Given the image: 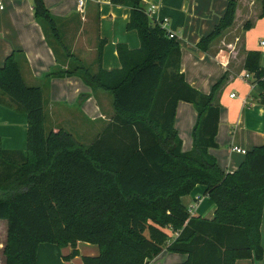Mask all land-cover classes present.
I'll use <instances>...</instances> for the list:
<instances>
[{
  "label": "trees",
  "instance_id": "1",
  "mask_svg": "<svg viewBox=\"0 0 264 264\" xmlns=\"http://www.w3.org/2000/svg\"><path fill=\"white\" fill-rule=\"evenodd\" d=\"M111 1L131 8L127 27L137 30L141 46L118 44L121 67L107 70L101 64V42L96 71L74 59L44 76L77 75L91 88L111 93L114 115L90 145L64 129L46 132L43 89L25 82L21 50L0 65V93L28 115L27 149L0 144L6 264H40L38 248L44 242L72 246L65 257L71 260L79 255L78 241L100 249L97 255H83L84 264H148L164 248L187 254L185 261L170 264L262 260L264 144L247 150L232 172L210 153L219 146L220 106L215 99L227 73L209 93L196 89L181 70L180 41L149 16L142 0ZM236 4L230 0L216 27L200 39L202 50L233 24ZM33 9L50 39L66 48L45 1L33 0ZM261 59V52L249 51L245 69L263 88L264 103ZM180 101L197 111L188 151L175 128ZM198 184L216 206L211 219L192 215L182 201Z\"/></svg>",
  "mask_w": 264,
  "mask_h": 264
},
{
  "label": "crops",
  "instance_id": "2",
  "mask_svg": "<svg viewBox=\"0 0 264 264\" xmlns=\"http://www.w3.org/2000/svg\"><path fill=\"white\" fill-rule=\"evenodd\" d=\"M0 1L3 3V8L0 7V65H3L6 57L13 51H22L21 69L25 82L31 86L40 85L43 89L45 126L50 124L53 131L66 130L72 125L76 103H79L82 95H86L79 105L80 116L88 123L102 119L105 127L114 115V112L106 114L103 111V105H109L104 98L106 92L91 88L77 75L51 79L44 76L57 65L67 67L74 59L88 63L87 66L96 71L99 67L101 42L103 68H120L118 44H125L130 49L141 46L137 30L127 27L131 8L114 4L111 0H86L83 9L79 7V0H44L57 20L66 47L63 48L50 39L44 26L36 19L33 0ZM229 1L142 0V5L145 11H150L152 19L162 23L180 41L181 70L190 85L209 93L213 85L227 73L215 99V103L220 106L216 136L219 146L210 148V153L224 170L232 172L245 159V154L237 152L234 147L247 151L264 144V103L260 99L263 88L254 83L253 79L243 76L247 72L245 59L249 51L261 52V64L264 67V15L261 0H236L233 24L223 30L207 50H202L198 42L216 27L226 13ZM165 19L167 22L163 23ZM248 23L250 26L246 27ZM232 88H238L239 91L231 90ZM232 93L235 94L233 97L230 96ZM193 108L192 103L180 101L176 111L175 128L183 140L184 151L193 148L192 132L197 119L196 108L195 111ZM180 114L184 115L186 125L191 126V139L185 138L181 133V122L177 123L178 118H181ZM27 135V113L12 104L7 95L0 93L1 147L25 151ZM199 193H203V197ZM210 200L205 194V186L201 184L194 188L190 196L182 197L192 215L209 219L213 218L216 209L214 202ZM209 207H213V216L205 214ZM7 230V220L0 219V264H6L4 247ZM167 231L173 235L170 229ZM263 232L264 222L261 225L264 248ZM93 244L78 241L79 255L68 260L65 257L72 252V246L44 242L38 248V262L84 264L83 255L99 254V246ZM165 249L150 259L148 264L179 263L187 259V254L177 253L179 257L175 260H170L172 257L169 255L158 261L165 254ZM257 261L264 264V257L262 260L239 259L237 264H258Z\"/></svg>",
  "mask_w": 264,
  "mask_h": 264
},
{
  "label": "rangeland",
  "instance_id": "3",
  "mask_svg": "<svg viewBox=\"0 0 264 264\" xmlns=\"http://www.w3.org/2000/svg\"><path fill=\"white\" fill-rule=\"evenodd\" d=\"M79 60V59H78ZM83 64H88V63H84ZM236 89V91H239L238 88H232L231 90ZM98 91H101V89H95ZM103 92H106V96H104L105 99H107V103L109 105L105 106L103 105V111L106 114H110L111 112H114V108L112 105V95L110 92L102 90ZM81 99H79V103H76L74 110H73V114H72V125H69V127L66 129L68 131H70L71 133L74 134V136L82 143H84L85 145H90L98 136V134L103 130L104 128V120L102 119H98L94 122H86L81 116L80 113L78 112L79 109V105L81 103ZM193 105V104H192ZM195 107V106H194ZM110 109V110H109ZM24 111V110H23ZM193 111H195V108H193ZM190 114V113H189ZM179 116H181V118L179 117L177 120V123L180 124L181 122V133L183 134V136L185 138L191 139V126L190 125H186L185 119H184V115L180 114ZM52 126L50 124H48L47 126H45L46 128V132H50L52 130L51 128ZM89 128V130L87 131V129ZM199 195H201L203 197V193H199ZM185 196H190V194L185 195ZM211 201V200H210ZM213 205V202H212ZM213 211V207H209L206 208V215H212ZM208 216V215H207ZM213 216V215H212ZM263 242H264V232H263ZM97 247V244H93ZM164 253V252H163ZM169 255H171L172 259L170 260H175L176 258H178L179 254L175 253H171L169 250L165 249V254L163 256L160 257V259L158 261H161L162 258H167L169 257ZM258 264H261L260 261H257Z\"/></svg>",
  "mask_w": 264,
  "mask_h": 264
},
{
  "label": "built area",
  "instance_id": "4",
  "mask_svg": "<svg viewBox=\"0 0 264 264\" xmlns=\"http://www.w3.org/2000/svg\"><path fill=\"white\" fill-rule=\"evenodd\" d=\"M85 1H86V0H79V7H80L81 9H83L84 4H85ZM0 7L3 8V3H2L1 1H0ZM147 13L150 14V11H148ZM166 22H167V19H165V21H164L163 23H166ZM173 35H174V34L172 33V36H173ZM262 44L264 45V41H262ZM243 76H244L245 78H251V79H254V78H255L254 75L251 74V73H249V72L244 73ZM234 95H235V94L232 93L230 96L233 97ZM234 150H236V151L239 152V153H243V154L246 153V150H245V149H242V148H239V147H234Z\"/></svg>",
  "mask_w": 264,
  "mask_h": 264
},
{
  "label": "water",
  "instance_id": "5",
  "mask_svg": "<svg viewBox=\"0 0 264 264\" xmlns=\"http://www.w3.org/2000/svg\"><path fill=\"white\" fill-rule=\"evenodd\" d=\"M259 75H257V77H258Z\"/></svg>",
  "mask_w": 264,
  "mask_h": 264
}]
</instances>
